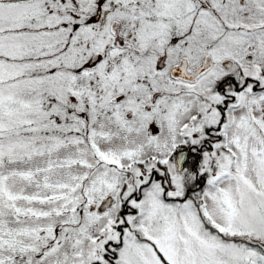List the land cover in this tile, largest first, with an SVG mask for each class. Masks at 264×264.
I'll list each match as a JSON object with an SVG mask.
<instances>
[{"label": "snow or ice", "instance_id": "1", "mask_svg": "<svg viewBox=\"0 0 264 264\" xmlns=\"http://www.w3.org/2000/svg\"><path fill=\"white\" fill-rule=\"evenodd\" d=\"M0 264H264V0H0Z\"/></svg>", "mask_w": 264, "mask_h": 264}]
</instances>
